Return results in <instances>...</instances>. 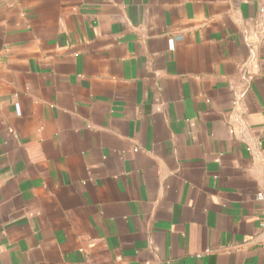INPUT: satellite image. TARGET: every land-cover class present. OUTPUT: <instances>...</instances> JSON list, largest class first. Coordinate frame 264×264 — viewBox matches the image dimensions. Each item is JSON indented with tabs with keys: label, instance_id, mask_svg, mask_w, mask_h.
<instances>
[{
	"label": "crops",
	"instance_id": "obj_1",
	"mask_svg": "<svg viewBox=\"0 0 264 264\" xmlns=\"http://www.w3.org/2000/svg\"><path fill=\"white\" fill-rule=\"evenodd\" d=\"M262 190L264 0H0V264H264Z\"/></svg>",
	"mask_w": 264,
	"mask_h": 264
},
{
	"label": "built area",
	"instance_id": "obj_2",
	"mask_svg": "<svg viewBox=\"0 0 264 264\" xmlns=\"http://www.w3.org/2000/svg\"><path fill=\"white\" fill-rule=\"evenodd\" d=\"M17 109L19 110V105L17 104ZM139 148H135L136 151H138ZM257 198L258 200L262 201V203L264 204V191H260L257 194ZM262 228L264 229V222H262Z\"/></svg>",
	"mask_w": 264,
	"mask_h": 264
}]
</instances>
